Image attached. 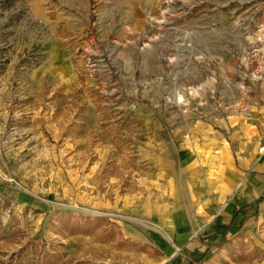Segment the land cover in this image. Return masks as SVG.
Returning <instances> with one entry per match:
<instances>
[{"label":"rangeland","instance_id":"1","mask_svg":"<svg viewBox=\"0 0 264 264\" xmlns=\"http://www.w3.org/2000/svg\"><path fill=\"white\" fill-rule=\"evenodd\" d=\"M262 92L264 0H0V264H264L223 226Z\"/></svg>","mask_w":264,"mask_h":264},{"label":"crops","instance_id":"2","mask_svg":"<svg viewBox=\"0 0 264 264\" xmlns=\"http://www.w3.org/2000/svg\"><path fill=\"white\" fill-rule=\"evenodd\" d=\"M248 98V106L253 112L250 111L253 117L250 125H253L256 130L254 141L258 139L257 142L264 143V93L262 92V95L257 96L251 95ZM250 142L245 143V141L237 140L235 145L237 149L235 153L237 156L239 153L238 157H241V160L240 162L237 160L239 173L230 172V178H244V181L239 183L240 186L238 183L231 185L232 188L228 195L235 197V201L223 209L226 210V213L232 214L230 221L223 223L227 235L231 234V231H241L243 228L252 225L260 226L264 222V151H258L257 155L255 142L252 140ZM218 147L219 151H224L222 144H219ZM225 165L229 167L230 161H227ZM226 184L228 185L227 182Z\"/></svg>","mask_w":264,"mask_h":264},{"label":"built area","instance_id":"3","mask_svg":"<svg viewBox=\"0 0 264 264\" xmlns=\"http://www.w3.org/2000/svg\"><path fill=\"white\" fill-rule=\"evenodd\" d=\"M0 182L5 183L9 186H14V187L18 186V183L15 180V178H13L11 173H9L2 164L1 149H0Z\"/></svg>","mask_w":264,"mask_h":264},{"label":"trees","instance_id":"4","mask_svg":"<svg viewBox=\"0 0 264 264\" xmlns=\"http://www.w3.org/2000/svg\"><path fill=\"white\" fill-rule=\"evenodd\" d=\"M217 246H218L217 243L216 244L207 245L206 248L203 251V254L201 255V259H205V258L209 257Z\"/></svg>","mask_w":264,"mask_h":264}]
</instances>
